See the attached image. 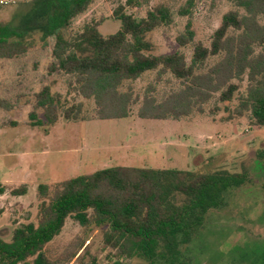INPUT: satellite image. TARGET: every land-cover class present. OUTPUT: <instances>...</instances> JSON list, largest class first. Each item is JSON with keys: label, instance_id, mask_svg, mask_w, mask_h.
Listing matches in <instances>:
<instances>
[{"label": "trees", "instance_id": "1", "mask_svg": "<svg viewBox=\"0 0 264 264\" xmlns=\"http://www.w3.org/2000/svg\"><path fill=\"white\" fill-rule=\"evenodd\" d=\"M93 1L35 0L24 16L20 11L10 23H0V60L27 52L26 36L36 31H40L44 40L55 37L56 61L49 71L75 77L80 95L94 100L100 120L130 117L138 97L132 88L122 91L121 87L149 72H156L158 81L171 74L182 85L162 101L156 99L155 88L148 89L138 116L150 120L180 119L194 110L203 113L204 104L216 94L222 103L231 102L239 91L235 81L247 76L248 85L237 98L235 114L242 117L248 113L253 126L264 128V23L260 21L264 18V0H230L245 13L227 12L210 45L195 44L190 63L179 51L149 54L147 35L172 22L168 8L147 10L146 17L141 19L129 11L147 6L151 0H126L119 4L113 16L120 22V28L113 34L104 35L98 21L66 39L64 31ZM196 1L188 0L178 14L191 15ZM194 39L188 24L176 41L185 47ZM257 47L261 48L259 53ZM212 57L221 59L207 67ZM61 105V96L53 95L49 85L43 87L29 114L31 126H45L39 112L44 114L47 125L54 126L60 118ZM0 108L9 110L10 104L0 98ZM82 108V104L74 105L63 112L64 117L78 121ZM257 159L264 164V150L257 153ZM247 182L244 174L222 171L195 173L116 166L65 180L57 184L51 195L49 186L40 184L44 201L37 224L17 227L10 241L0 236V264H61L60 259L48 256L46 248L62 233L69 217L85 229L93 225L104 228L103 245L116 252L110 255L115 258L112 264H128L125 261L134 258L148 264H193L194 258L189 254L191 244L206 226L209 214L222 210L228 193L244 188ZM26 188L11 193L20 196L26 193ZM5 192L0 184V196ZM179 196L180 203L176 201ZM2 213L0 209V217ZM86 242L77 245L74 252L66 253L64 263L72 262ZM216 253L207 260L215 259L214 264H264L260 256L249 261L240 243L226 254ZM86 254L78 257V264H98L94 257L86 262Z\"/></svg>", "mask_w": 264, "mask_h": 264}, {"label": "rangeland", "instance_id": "2", "mask_svg": "<svg viewBox=\"0 0 264 264\" xmlns=\"http://www.w3.org/2000/svg\"><path fill=\"white\" fill-rule=\"evenodd\" d=\"M125 1L94 0L64 31L65 38L72 39L85 25L98 21L102 23L100 31L104 35L117 32L120 22L113 12ZM187 1L151 0L147 6L129 9L138 19L145 18L150 9L163 7L171 12L170 25L147 35L149 54L179 51L190 63L195 44L201 42L209 46L227 12L245 13L230 0H197L191 15L180 16L178 11ZM33 4L35 0L5 1L0 10V23H10L20 11L24 16L25 10ZM260 21L263 24L264 18ZM188 24L195 39L181 47L176 38L185 33ZM25 41L29 44L27 52L0 60V98L10 104L9 110L0 108V183L6 189L0 196V208L4 210L0 217L3 239L10 241L13 231L21 225L37 224L44 201L39 192L40 184L48 185L51 195L57 184L65 180L116 166L195 173L222 171L244 174L248 182L244 188L228 193L222 210L209 214L206 226L191 244L189 254L194 258L193 264H206L213 253L212 257L216 252L226 254L238 243L246 249L249 261L257 256L264 258V164L257 159V153L264 150V128L253 126L248 113L242 117L235 114L237 98L248 85L247 76L235 81L239 91L231 102L222 103L216 94L204 104L203 113L194 110L180 119L150 120L138 116L148 89L155 88L156 99L162 101L170 93L179 91L182 85L171 74L158 81L156 72H149L121 87L122 91L132 88L134 96L138 97L131 107L130 117L100 120L94 100L80 95L75 77L49 71L56 61L55 37L44 40L40 31H36L26 36ZM260 51L257 47L256 52ZM220 59L210 58L207 67ZM47 85L53 95L62 98L60 118L54 126H49L44 114L39 112L45 126L33 127L29 114L35 107L36 95ZM77 104L83 106L80 120H67L63 112ZM22 187H27L25 194L12 195L13 190ZM176 201L180 203L181 197ZM103 230L94 225L85 229L69 217L62 233L47 245L46 252L53 260L60 259L61 264H78V257L85 252L86 262L94 257L98 264H112L115 258L110 255L116 252L103 245ZM84 240L87 242L76 258L64 263V255L74 252ZM125 263L148 264L139 258Z\"/></svg>", "mask_w": 264, "mask_h": 264}, {"label": "built area", "instance_id": "3", "mask_svg": "<svg viewBox=\"0 0 264 264\" xmlns=\"http://www.w3.org/2000/svg\"><path fill=\"white\" fill-rule=\"evenodd\" d=\"M7 0H0V4H4Z\"/></svg>", "mask_w": 264, "mask_h": 264}, {"label": "crops", "instance_id": "4", "mask_svg": "<svg viewBox=\"0 0 264 264\" xmlns=\"http://www.w3.org/2000/svg\"><path fill=\"white\" fill-rule=\"evenodd\" d=\"M47 136H49V135H47ZM0 184H1V183H0ZM0 209H2V208H0ZM2 210H3V209H2ZM3 214H4V210H3V213H2V215H3ZM2 215H1V216H2Z\"/></svg>", "mask_w": 264, "mask_h": 264}]
</instances>
